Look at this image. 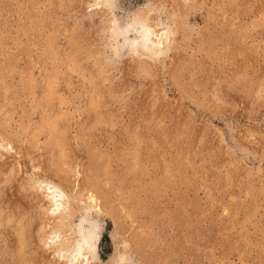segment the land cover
<instances>
[{
	"label": "rangeland",
	"instance_id": "1",
	"mask_svg": "<svg viewBox=\"0 0 264 264\" xmlns=\"http://www.w3.org/2000/svg\"><path fill=\"white\" fill-rule=\"evenodd\" d=\"M0 135V264H264V0H0Z\"/></svg>",
	"mask_w": 264,
	"mask_h": 264
},
{
	"label": "bare ground",
	"instance_id": "2",
	"mask_svg": "<svg viewBox=\"0 0 264 264\" xmlns=\"http://www.w3.org/2000/svg\"><path fill=\"white\" fill-rule=\"evenodd\" d=\"M126 27H130V29H128L125 34L130 31L136 33V39L131 42L133 43L132 46L134 48L146 50L148 54H152L154 51L164 49V45L168 42L170 37V33L168 30H166L165 28H158L157 24L149 21V18L142 19V17H140L138 18L136 23H131V25H127ZM11 152H14L12 143L0 135V153L5 154ZM44 182L35 184L34 189L41 190L40 192H42L43 198L48 200L49 213L52 214L55 209H59L60 207H66L69 209L71 214L74 213V208L69 202L70 199L68 201L65 191L62 190V188L51 184L52 182ZM85 230L86 229L83 227V224H81L76 236L73 237L69 234V232L67 233L70 238L67 237L66 241L71 248V254L73 255V258H84L85 260H88V257L94 256L95 248L93 246V242L97 241L98 226L93 225L92 227H90L89 233H86ZM53 232L57 233L56 231ZM60 233H58V236L56 237H60Z\"/></svg>",
	"mask_w": 264,
	"mask_h": 264
}]
</instances>
